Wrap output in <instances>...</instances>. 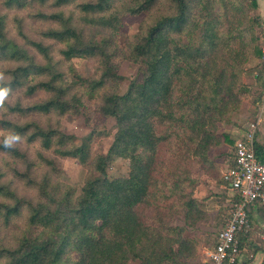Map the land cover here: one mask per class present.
<instances>
[{
  "label": "trees",
  "instance_id": "obj_1",
  "mask_svg": "<svg viewBox=\"0 0 264 264\" xmlns=\"http://www.w3.org/2000/svg\"><path fill=\"white\" fill-rule=\"evenodd\" d=\"M34 1L41 4L51 1L55 7L75 4L82 20L99 29L86 37L74 24L72 15L62 10L39 11L35 13L37 18L54 20L58 26L43 30L42 39L38 40L28 37L18 20L19 34L25 40L21 43L9 36L6 16L0 12V63L6 64L0 69L4 77L0 87L11 89L8 96L20 91L26 95L46 93L44 99L31 104L23 105L20 100L13 105L5 103L6 109L20 115L56 112L69 117L83 113L89 122L95 112L113 118L116 132L107 152L92 154L75 144L74 136L58 126H43L36 120L22 123L8 117L1 119L10 133H18L29 142L38 141L43 150L56 156L39 152L32 159L19 146L5 148L0 142L1 152L24 162L23 170L14 167L13 171L37 193L35 200L19 195L2 180L4 174L0 170V196L9 200L0 202V220L10 223L25 213L27 220L14 245H0V262L119 264L127 260L130 252L136 254L137 244L146 236L148 224L142 212L158 186L156 172L161 168L163 146L176 138V144L183 143L189 150V141L194 142L197 135L193 133L204 131L208 137L203 113L224 114L222 105L232 97L240 98L244 65L232 66V80L225 95L226 71L215 63L216 51L251 28L240 29L237 25L236 36L233 31H221L230 22L232 10H243V5L234 0H170L171 11L162 13L147 27H140L133 40L123 31V17L147 14L162 0H3V3L11 8L26 7ZM253 4L257 7V0ZM255 21L259 23L257 17ZM56 43L61 46L55 50ZM30 48L36 53H31ZM75 57L95 59L96 72L84 76L73 64L65 66V61ZM123 60L137 63L139 69L138 77L124 93H119L115 87L124 80L119 73ZM259 79L261 84L255 88L257 101L264 94V77L261 75ZM77 88L90 94L97 104L84 100ZM230 142L234 140L230 138ZM259 148L257 154L264 160V152ZM113 156L130 160L127 176L110 178ZM57 157L76 158L90 168L79 195L70 186L52 182L49 172L41 176L33 174L40 165L57 171ZM179 181L193 189L197 180L183 176L177 184ZM192 192L188 193L191 197ZM195 201L193 197L187 204L195 205ZM171 254L176 255L174 249H169L165 256ZM142 264L150 262L145 260Z\"/></svg>",
  "mask_w": 264,
  "mask_h": 264
},
{
  "label": "rangeland",
  "instance_id": "obj_2",
  "mask_svg": "<svg viewBox=\"0 0 264 264\" xmlns=\"http://www.w3.org/2000/svg\"><path fill=\"white\" fill-rule=\"evenodd\" d=\"M232 1L229 0V2ZM234 1L236 3L238 1V5H243V10L241 12L232 10L230 22L224 25L221 31L223 33L233 31L236 36L235 27L237 25L240 29L251 28V31L242 32L241 37L236 36L227 47L216 51L218 56L215 63L226 71L223 80V93L225 95H227L226 87L232 80V66L242 64L244 71L245 66L252 64L256 56H261V34L263 31L260 24L255 21L257 7L253 4V0ZM169 4L170 0H162L147 14L124 16L122 24L124 33L133 40L140 27H147L162 13H169L171 11ZM61 10L72 15L74 24L82 29L86 37L92 34L94 30L99 29L82 20V14L75 4L55 7L52 6L51 1L44 4L34 1L26 7L8 8L5 7L3 0H0V12L6 16L8 34L21 43L25 40L19 34L18 20L22 23V29L28 37L40 40L43 30L57 27L58 23L50 19L37 18L35 13L39 11L53 13ZM220 10L224 11L221 6ZM239 20L242 22H240L241 25ZM44 41L50 42L48 39H44ZM54 46L56 50L61 44L56 43ZM30 51L33 54L36 53L33 48H30ZM68 64H73L84 76L92 75L97 70V61L93 58L75 57L65 61V66ZM5 65V63H0V69L4 68ZM255 67H258V64ZM138 69L139 65L131 60H123L120 63L119 73L123 75L124 80L115 87L119 93H124L130 82L138 77ZM243 71L241 75H243ZM77 90L84 100L93 105L97 104V100L90 94L80 88ZM244 94L241 92L240 98L232 97L226 105L223 104L224 114L217 116V114L203 113L204 121H206L205 131H208V137L205 136L204 131L193 133V135H197L194 142L189 141V150L187 147L185 148L183 143L176 144V138L170 139L163 146L161 149L163 157L161 168L156 172L158 186L150 194L149 204L142 212L143 220H146L148 224L146 236L137 244L136 254L130 252L127 260L119 264H142L145 260H148L150 264H209L202 262L203 256L208 257V249L214 248L217 234L224 225L231 208V205L226 207L227 204H223L222 199L213 195L215 189L214 187L210 189V186L216 183V179H222V175L227 169V163L224 164V161L228 160L231 165L230 159L232 160L234 157L235 142L247 125L256 119L257 115L258 105L256 106L255 99ZM45 97L46 93L42 91L34 95H26L20 91L8 96L4 104L0 106V142L4 141L5 137L10 134L1 124V119L8 117L22 123L36 120L43 126H58L64 132L74 136L75 144L83 146L92 154L108 151L116 132V123L111 117H103L93 112L92 120L89 122L83 113L69 117L61 116L56 112L20 115L9 113L6 109L5 103L13 105L20 100L23 105H26ZM229 108H233V110L227 113ZM230 116L232 119H229ZM230 138L234 140V143L230 142ZM204 144L208 145L207 149L204 148ZM16 145L26 151L32 159H36L39 152L48 156H56L50 150H43L38 141L29 142L23 138ZM57 161L59 163L57 171H52L46 165H40L34 169L33 174L41 176L49 172L52 182L60 183L62 186H70L76 195H79L89 177L90 168L72 157H57ZM14 167L23 170L25 164L21 160L0 151V170L4 174L2 180L19 195L35 200L37 198L36 191L15 175ZM129 172V159L118 156L112 157L109 164L110 178L124 177ZM183 176L194 178L198 183L196 181L193 189L189 184L183 185L180 181L177 184L176 181ZM164 183L163 191H161L160 188ZM192 190L196 201L194 202L195 205L189 206L187 201L193 197L188 193ZM1 201L8 202L9 200L0 196ZM216 202L219 204L216 205ZM219 207H221L220 210L216 211ZM26 222V213L23 216L14 217L10 223L0 220V245H14L17 237L26 227ZM169 249H174L176 255L165 256Z\"/></svg>",
  "mask_w": 264,
  "mask_h": 264
},
{
  "label": "built area",
  "instance_id": "obj_3",
  "mask_svg": "<svg viewBox=\"0 0 264 264\" xmlns=\"http://www.w3.org/2000/svg\"><path fill=\"white\" fill-rule=\"evenodd\" d=\"M261 34V68L264 72V30ZM256 119L250 122L234 145V164L224 174L233 190L231 208L209 252L210 264H238V236L250 226L248 209L264 204V160L257 154L256 134L264 123V94L258 103Z\"/></svg>",
  "mask_w": 264,
  "mask_h": 264
},
{
  "label": "crops",
  "instance_id": "obj_4",
  "mask_svg": "<svg viewBox=\"0 0 264 264\" xmlns=\"http://www.w3.org/2000/svg\"><path fill=\"white\" fill-rule=\"evenodd\" d=\"M257 4L258 5H257L256 14H257V18L259 19L261 30L263 31L264 30V0H257ZM256 64H258V67H255ZM243 72H244L243 75L240 74L241 82L243 83V87L241 89L242 93H245L244 94L245 96L254 98L255 99L254 101L257 106L260 101H257V97H255L258 96L255 92V88L261 84V80L259 79V77L261 75L262 77H264V72L261 68V56L259 57L256 56V58H254V62L252 64H249L248 66H245ZM258 146L260 147L259 149L264 152V123H262V125H260L257 130L256 148ZM230 162L231 165L234 164V157L232 158V160L230 159ZM226 163L228 169L231 165L228 163V160L224 161V164ZM224 174L222 175V179L220 180L218 179L215 180V178H213L216 183H213L210 186V189L214 187L215 191L213 195L216 198L219 197L220 199H222L223 204L226 203L227 204L226 207H228V205H231L233 190L231 186L227 183V181L224 179ZM217 203L218 202H216V205ZM220 208L221 207H219V209H216V211H219ZM248 214L250 219V226L246 231H242L238 236L239 247H240V257L238 264H264V204L256 203L251 205L248 209ZM216 240L214 242V246ZM212 249H208V254ZM202 260L203 263L208 262L210 264L209 256L206 258L205 256H203Z\"/></svg>",
  "mask_w": 264,
  "mask_h": 264
},
{
  "label": "clouds",
  "instance_id": "obj_5",
  "mask_svg": "<svg viewBox=\"0 0 264 264\" xmlns=\"http://www.w3.org/2000/svg\"><path fill=\"white\" fill-rule=\"evenodd\" d=\"M4 77L3 74H0V81H3ZM11 91L8 87H0V106H2L6 100V98L9 95V92ZM21 136L18 133H10L8 134L4 141V147L5 148H12L14 145H16L18 142L21 141Z\"/></svg>",
  "mask_w": 264,
  "mask_h": 264
}]
</instances>
